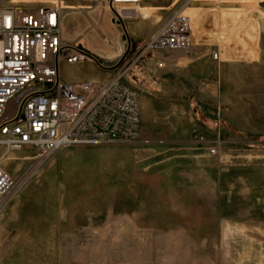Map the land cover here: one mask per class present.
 I'll return each mask as SVG.
<instances>
[{
  "label": "rangeland",
  "instance_id": "obj_1",
  "mask_svg": "<svg viewBox=\"0 0 264 264\" xmlns=\"http://www.w3.org/2000/svg\"><path fill=\"white\" fill-rule=\"evenodd\" d=\"M186 1L110 10L117 64ZM209 3L186 7L200 32L190 47L149 50L126 75L141 95L137 140L61 147L36 169L0 214V264H264V0ZM101 64L102 78L116 72ZM35 153L2 164L18 176Z\"/></svg>",
  "mask_w": 264,
  "mask_h": 264
},
{
  "label": "built area",
  "instance_id": "obj_2",
  "mask_svg": "<svg viewBox=\"0 0 264 264\" xmlns=\"http://www.w3.org/2000/svg\"><path fill=\"white\" fill-rule=\"evenodd\" d=\"M70 0H0V214L51 155L61 147L133 142L141 131V95L125 81L144 53L153 49H185L192 45V20L185 13L192 0L173 12L137 54H128L103 79H66L64 64L94 62L104 67L81 41L62 36V19ZM108 7L122 18L123 6L142 0H83ZM220 50L212 56L219 59ZM219 143V141H218ZM217 143V145H218ZM217 145L212 152H217ZM35 149L31 164L18 176L3 166L15 150Z\"/></svg>",
  "mask_w": 264,
  "mask_h": 264
},
{
  "label": "crops",
  "instance_id": "obj_3",
  "mask_svg": "<svg viewBox=\"0 0 264 264\" xmlns=\"http://www.w3.org/2000/svg\"><path fill=\"white\" fill-rule=\"evenodd\" d=\"M207 3L213 2L214 6L222 7L221 4L228 0H205ZM143 2V0H142ZM212 3H209V5ZM68 6H82L86 10L71 9L62 19V36L65 40L70 42H83L96 58L103 64L116 66L118 61L124 55V48L122 45V32L113 20V15L108 7L93 8L83 0L69 1ZM160 7L152 6L150 9H157ZM162 8H167L164 6ZM210 8V7H209ZM215 10V9H212ZM87 14V15H86ZM82 21V22H81ZM76 26L75 31L72 27ZM261 28V25H260ZM89 31L92 32V38H87ZM89 35V34H88ZM193 37L200 38V32L197 31L192 34ZM261 37V30L257 37V42ZM88 39V40H87ZM110 46H109V44ZM214 50V49H213ZM212 55V52H211ZM107 60L104 61V60ZM85 66L93 71L92 79H103L101 77L102 67L94 62H84L74 65L64 64L62 66V74L66 79L74 80L80 79L72 77V75H64L65 69L72 71H81ZM105 76V75H104Z\"/></svg>",
  "mask_w": 264,
  "mask_h": 264
},
{
  "label": "bare ground",
  "instance_id": "obj_4",
  "mask_svg": "<svg viewBox=\"0 0 264 264\" xmlns=\"http://www.w3.org/2000/svg\"><path fill=\"white\" fill-rule=\"evenodd\" d=\"M140 9V6H123L122 13L124 15H135L136 12ZM192 20V19H191Z\"/></svg>",
  "mask_w": 264,
  "mask_h": 264
},
{
  "label": "trees",
  "instance_id": "obj_5",
  "mask_svg": "<svg viewBox=\"0 0 264 264\" xmlns=\"http://www.w3.org/2000/svg\"><path fill=\"white\" fill-rule=\"evenodd\" d=\"M114 22H116V19H114ZM101 61V60H100Z\"/></svg>",
  "mask_w": 264,
  "mask_h": 264
},
{
  "label": "water",
  "instance_id": "obj_6",
  "mask_svg": "<svg viewBox=\"0 0 264 264\" xmlns=\"http://www.w3.org/2000/svg\"><path fill=\"white\" fill-rule=\"evenodd\" d=\"M123 58H124V56H123Z\"/></svg>",
  "mask_w": 264,
  "mask_h": 264
}]
</instances>
